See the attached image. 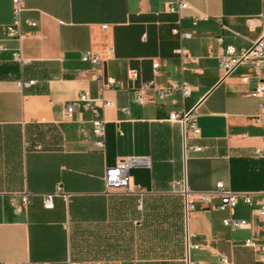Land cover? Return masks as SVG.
I'll return each mask as SVG.
<instances>
[{"label": "crops", "instance_id": "0c3cea01", "mask_svg": "<svg viewBox=\"0 0 264 264\" xmlns=\"http://www.w3.org/2000/svg\"><path fill=\"white\" fill-rule=\"evenodd\" d=\"M23 1L21 35L11 38L13 4L0 0V262L187 264L188 256L193 264H261L244 243L262 234L255 208L264 157L253 152L264 150L261 99L250 95L252 63L224 76L218 56L225 45L239 51L261 34L264 0H183L179 12L168 11L177 0ZM251 17L258 18L253 30ZM86 50L100 61H82ZM180 54L195 61L183 63ZM129 67L139 73L133 83ZM106 78L116 84L104 87ZM19 79L33 83L20 87ZM146 80L156 88L137 104L133 90ZM181 80L189 96H159ZM81 91L112 102L101 110L104 150L94 145L92 113L76 101ZM190 109L199 134L187 132L184 144L169 114ZM128 156H148L150 165L129 170L132 190H106V168ZM182 177L196 192L188 215L184 198L171 191ZM218 182L240 194L234 207L218 209L216 194L200 198ZM58 187L45 208L43 195ZM23 194L29 202L15 211ZM224 218L249 226H225ZM188 244L199 247L187 253Z\"/></svg>", "mask_w": 264, "mask_h": 264}, {"label": "built area", "instance_id": "2783aa9c", "mask_svg": "<svg viewBox=\"0 0 264 264\" xmlns=\"http://www.w3.org/2000/svg\"><path fill=\"white\" fill-rule=\"evenodd\" d=\"M12 7V23L6 26V34L11 38H18L21 35L20 24L22 22L21 12L23 11L24 1L23 0H11ZM187 7L186 2L183 0H177L175 4H168V11L170 12H179L180 9ZM264 16V15H262ZM29 25L36 26V22L32 20H25ZM258 18L251 17L247 19V27L249 30H253L257 24ZM182 36L189 37V33H181ZM218 43H222V38H217ZM4 45L0 43V51L4 49ZM112 51V48H110ZM179 53V51H178ZM16 56H19V52L15 53ZM182 62L195 61L194 58L180 54ZM81 60L88 62L91 65H95L100 61V57L97 53L92 52L91 50H86L81 55ZM250 61L253 65L254 77L256 78L255 87L251 90L250 95L256 98L261 99L259 104L260 112L258 117L264 119V29L261 34L255 39L252 40L250 45L247 48H241L239 51H236L235 47L232 45H225L223 53L218 56V65L223 70V75L228 76L233 73L242 63ZM159 67L157 62L152 64L153 72H156ZM127 79L133 83L138 79L139 73L136 68L129 67L126 70ZM246 80L247 77L242 78ZM33 83L32 80L23 81L21 79L17 80V84L20 87L29 86ZM116 82L112 78H106L103 86H114ZM156 88L154 80H146L139 83L135 86L133 90V101L137 104H143L148 100V91ZM177 90L180 91L183 97H187L191 93V86L185 80L180 82H171L168 86L159 88V96L171 95ZM76 101L80 104V107L83 110H89L92 113V133L95 136L94 145L99 150L105 149V125L106 120L101 115V110L111 105L110 100L103 98H92L87 91H81L78 93ZM125 112H128L127 108H124ZM73 112L72 102H67L65 105V114L69 118ZM195 111L193 109L184 111L182 113L171 112L169 114V119L176 121L180 124L183 132V141L185 144V134L190 132L191 135L196 136L199 134V128L196 125L195 120ZM254 154L257 156L264 157V150L260 147H255L253 150ZM150 159L148 156H128L122 160L117 161L114 165L108 166L106 168L104 176V184L106 190L111 189H126L132 190V187L128 184V174L129 170L136 166H149ZM171 191L179 193L184 198V208L186 215L192 210L195 209V204L190 195L196 193L191 190L186 182V178L182 177L180 179L174 180L171 183ZM202 200L208 202L210 197L214 194L219 196V203L217 208L224 210L226 208H232L236 205L239 193L233 191L224 186L222 182H218L215 185V188L203 192H197ZM60 194V188H56L52 192H47L43 195V206L45 208L53 207V197ZM244 201L250 202L248 196H244ZM29 202V198L26 194H23L20 204H15V211H19L21 204H26ZM255 214L259 220V226L262 231V234L258 238H249L245 240V245L253 247L258 256V261L261 264H264V182L263 187L260 191V198L257 201V207L255 208ZM222 223L225 226H230L234 228L248 227L249 222L245 219L239 218H224ZM199 245H187V253L190 248H198ZM222 263H227V260L224 257L220 258ZM0 264H46L42 262H35L30 260L25 261H14V262H0ZM69 264H79L77 262H69ZM187 264H193L189 261L187 256Z\"/></svg>", "mask_w": 264, "mask_h": 264}]
</instances>
